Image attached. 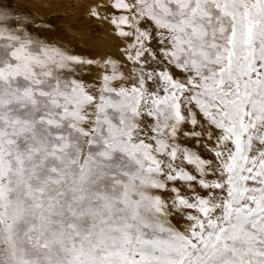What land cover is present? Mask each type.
<instances>
[{"label": "snow or ice", "instance_id": "obj_1", "mask_svg": "<svg viewBox=\"0 0 264 264\" xmlns=\"http://www.w3.org/2000/svg\"><path fill=\"white\" fill-rule=\"evenodd\" d=\"M87 14L0 9V264H264V0Z\"/></svg>", "mask_w": 264, "mask_h": 264}, {"label": "rangeland", "instance_id": "obj_2", "mask_svg": "<svg viewBox=\"0 0 264 264\" xmlns=\"http://www.w3.org/2000/svg\"><path fill=\"white\" fill-rule=\"evenodd\" d=\"M92 0H0V9L9 12L8 19L11 22L14 16L33 14V19H43L54 25V32L50 33L61 42L81 51L78 43L87 44L84 52L94 56L102 57L111 47L114 36L108 25L101 27L95 19L89 18L88 5ZM55 15L59 19H51ZM67 23L69 29L67 34L63 25ZM95 33V34H93Z\"/></svg>", "mask_w": 264, "mask_h": 264}]
</instances>
